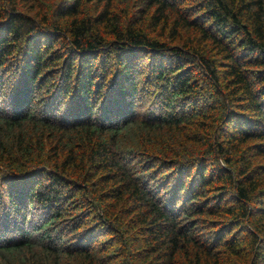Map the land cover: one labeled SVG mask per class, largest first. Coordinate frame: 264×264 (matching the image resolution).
I'll return each instance as SVG.
<instances>
[{"label": "trees", "instance_id": "trees-1", "mask_svg": "<svg viewBox=\"0 0 264 264\" xmlns=\"http://www.w3.org/2000/svg\"><path fill=\"white\" fill-rule=\"evenodd\" d=\"M0 0V264H264V0Z\"/></svg>", "mask_w": 264, "mask_h": 264}, {"label": "rangeland", "instance_id": "rangeland-1", "mask_svg": "<svg viewBox=\"0 0 264 264\" xmlns=\"http://www.w3.org/2000/svg\"><path fill=\"white\" fill-rule=\"evenodd\" d=\"M119 4H124L128 7H131L132 6V0H119Z\"/></svg>", "mask_w": 264, "mask_h": 264}]
</instances>
